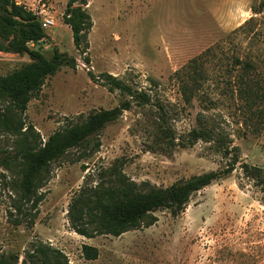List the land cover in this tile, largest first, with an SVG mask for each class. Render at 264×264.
Listing matches in <instances>:
<instances>
[{
  "label": "rangeland",
  "instance_id": "1",
  "mask_svg": "<svg viewBox=\"0 0 264 264\" xmlns=\"http://www.w3.org/2000/svg\"><path fill=\"white\" fill-rule=\"evenodd\" d=\"M16 1L54 19L40 44L46 56L58 47L77 59L76 68L48 77L28 104L25 120L43 140L92 112L123 102L130 107L53 162L37 209L19 200L17 177L4 165L16 153L14 139L0 132V255L17 254L21 263L42 242L69 264H264V193L243 167L264 169V116L240 91L243 75L264 91V0H87L88 55L76 49L63 20L68 0ZM260 5L263 11L254 13ZM198 56L199 71L192 73L188 64ZM30 61L0 52V76ZM191 76L199 85L187 102L182 88ZM194 129L208 135L195 141ZM233 159L234 170L194 193L177 216L157 210L155 224L121 236L87 238L71 227L72 198L114 166L137 183L167 187L221 171ZM85 244L98 249L96 259L85 257Z\"/></svg>",
  "mask_w": 264,
  "mask_h": 264
},
{
  "label": "trees",
  "instance_id": "2",
  "mask_svg": "<svg viewBox=\"0 0 264 264\" xmlns=\"http://www.w3.org/2000/svg\"><path fill=\"white\" fill-rule=\"evenodd\" d=\"M78 1L82 2L81 5H77ZM87 4V0H68L63 15L64 22L72 30L74 45L82 55H88L89 34L93 27L91 14L84 7ZM262 11L263 5L254 8L256 14ZM47 38L39 14L16 0H0V52L27 54L31 59L21 68L0 76V132L13 137V148L16 150L12 160L4 161V165L17 177L15 187L18 189L19 200L31 203L34 209L44 200L45 193L40 190L50 179L53 162L68 150L84 145L106 125L118 120L123 110L130 107L129 102H123L111 109L92 112L82 122L56 130L43 140L40 132L25 120L28 104L39 95L48 77L63 67L77 66L76 57L58 47H54L51 55L46 56L40 44ZM200 58L195 57L189 62L188 67L192 73L199 71L197 67ZM85 60L89 62L88 57ZM236 62L242 64L239 59ZM244 67L247 70L252 64L245 63ZM107 76L116 88L130 91L121 80L112 75ZM240 78L242 82L245 80V86L240 91L246 104L250 107L260 104L258 112L264 116V91L260 90V82L251 77L245 78L244 75ZM198 85L195 76L183 83L182 93L187 102L197 92ZM207 135L208 132L204 130L192 131L195 141ZM236 163L237 160L233 159L221 171L205 172L167 187H157L149 181L137 183L114 166L96 185L82 188L72 198L68 209L71 227L87 238L99 234L121 236L131 230L149 227L158 221L155 214L157 210L169 209L173 216H177L185 210L194 193L231 173ZM243 167L245 175L254 179V184L264 193V169L248 164ZM83 253L87 259L98 257V249L91 245L85 244ZM0 264L69 262L61 250L38 242L26 250L21 263L17 254H2Z\"/></svg>",
  "mask_w": 264,
  "mask_h": 264
},
{
  "label": "built area",
  "instance_id": "3",
  "mask_svg": "<svg viewBox=\"0 0 264 264\" xmlns=\"http://www.w3.org/2000/svg\"><path fill=\"white\" fill-rule=\"evenodd\" d=\"M55 24V21L52 17H44L42 18V26L45 31H47L50 27Z\"/></svg>",
  "mask_w": 264,
  "mask_h": 264
},
{
  "label": "water",
  "instance_id": "4",
  "mask_svg": "<svg viewBox=\"0 0 264 264\" xmlns=\"http://www.w3.org/2000/svg\"><path fill=\"white\" fill-rule=\"evenodd\" d=\"M81 3H82L81 1H78L77 5H81Z\"/></svg>",
  "mask_w": 264,
  "mask_h": 264
}]
</instances>
